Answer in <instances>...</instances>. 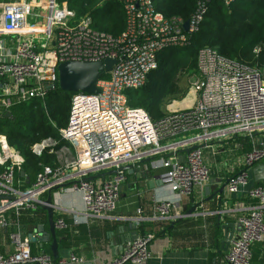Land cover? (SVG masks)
<instances>
[{"label":"built area","instance_id":"2783aa9c","mask_svg":"<svg viewBox=\"0 0 264 264\" xmlns=\"http://www.w3.org/2000/svg\"><path fill=\"white\" fill-rule=\"evenodd\" d=\"M119 1L126 25L119 35L111 36L93 28L87 16L74 21V12L65 0H0V103L6 112L13 104L43 99L58 84L60 63L106 57L116 61L98 79V92L72 93L68 122L59 128L68 146H58L52 138L32 145L36 155L48 149L59 162L44 165L29 186L22 187V181L15 177L24 158L0 135V166L4 165L0 172V227L13 224L6 213L13 212L18 220L24 211L39 208L43 193L60 185L81 194L84 213L94 218L108 217L126 180L125 171L118 169L115 174L92 180L84 178L117 168L121 165L118 161L166 149L186 152L183 158L174 153L160 159L162 180L175 197H193V189L201 188L211 176L205 151L212 155L220 151L225 153L221 160L227 176L223 181V206L216 213L232 215L237 231L214 264H249L252 244L264 241V185H249L243 192L244 201L233 206L230 203L231 196L248 184L250 168L264 165V76L257 67H245L214 48L201 49L191 83L195 93L192 106L171 109L164 117L152 120L143 108L128 104L126 92L144 85L157 65L158 52L189 45L206 5L198 4L186 20L185 30L186 21L164 17L152 0ZM30 16L44 20L29 23ZM153 202L158 218L179 215L173 211V201L155 198ZM201 204L202 198L198 202ZM54 225L59 231L70 226L62 216ZM9 234L13 250L0 253V264L85 262V257L75 252L55 260L45 251L34 254L29 237L17 231ZM153 238L152 233H146L125 242L110 264L144 262L150 256L147 245Z\"/></svg>","mask_w":264,"mask_h":264},{"label":"trees","instance_id":"16d2710c","mask_svg":"<svg viewBox=\"0 0 264 264\" xmlns=\"http://www.w3.org/2000/svg\"><path fill=\"white\" fill-rule=\"evenodd\" d=\"M65 1L67 7L74 12V21L87 16L93 28L111 36H117L125 29L124 10L119 0ZM152 2L156 10L166 18L175 16L186 21L196 11L200 2L205 3L206 12L198 30L189 37V45L170 47L158 52L157 65L147 75L144 85L126 92L131 107L143 108L152 120L164 117L168 113L169 99L182 97L187 91L185 84L181 82L182 78L197 72L198 52L208 47L214 48L225 58L235 59L245 67H257L264 76V0H228V3L223 0ZM256 49L258 51H255ZM72 93L61 90L57 84L48 90L43 99L11 105L8 108L9 116L4 115L7 109L0 103V135L3 134L8 144L24 158L20 171L15 173V177L22 181V187L32 184L44 165L58 164L59 160L53 153H49L48 149H44L38 156L33 153L32 145L45 138L58 141V146L68 144L61 138L59 128L68 122ZM248 146L249 143H246V147ZM3 168L4 165L0 166V172ZM21 171L24 172L22 176ZM258 184L262 185L260 182ZM45 193L42 197H46ZM28 213H24L21 219L26 216L25 221L29 224H34L36 219L42 216L47 217L43 208ZM8 214V218L14 222L16 217L13 212ZM207 219L213 221L218 230L220 229L215 215ZM148 225H152V222H142L138 230L144 233L143 228ZM74 229L76 226L61 231L60 242L65 246L70 247L71 244L89 237L88 232ZM30 245L31 251L36 253L34 244ZM251 247L253 258L257 257L264 251V241L255 242ZM40 249L51 254L48 243H42ZM215 254L216 252L209 253V257L212 258Z\"/></svg>","mask_w":264,"mask_h":264},{"label":"crops","instance_id":"0c3cea01","mask_svg":"<svg viewBox=\"0 0 264 264\" xmlns=\"http://www.w3.org/2000/svg\"><path fill=\"white\" fill-rule=\"evenodd\" d=\"M171 109H167V112ZM66 145L68 146V144ZM185 152L182 149H166L154 155L148 156L143 154L135 160L130 161L129 163L132 165L133 171L127 173L124 170L127 173H125L126 180L122 185L116 207L108 217L94 218L87 215L83 212L81 194L70 191L65 185L57 186L58 189L54 190V195H56L53 208L54 221L56 218L62 216L68 221L70 228L76 226L74 230L89 233V237L86 240L73 243L68 247L62 241L60 242V238L62 236L61 231L69 227L58 231L59 239L56 237L58 249L69 248L70 252L82 254L85 257L84 263L110 264L121 252L122 245L130 238V231L124 229L123 226L133 218L135 231L139 235L146 233L154 235V238L147 245L150 256L144 262L138 264H214L228 249V245L225 246L223 244L225 234L219 225L233 222L234 220L232 215L227 216L223 213L221 215L216 213L223 206L225 197L224 189L220 195L217 193V190L227 176V172L225 176H221L217 166L221 167L222 160L218 163H211L209 161V152L205 151V158L211 168V176L209 181L204 185L209 186L210 197L203 191V185L201 188L195 187L193 189V197L184 196L177 198L170 191L168 184L161 178L164 168L160 165V159L172 156L174 153L179 158H183ZM252 168L249 170L248 184L241 186L239 188L240 191L231 196L230 206L245 200L243 192L249 185L261 183L260 180H255ZM211 179L213 181L210 183ZM46 197L43 198L45 199ZM155 198L173 201L175 206L173 211L179 215L174 217V219L158 218L156 211L153 210V200ZM201 198L202 204L200 206L198 202ZM219 198L221 199L220 203L218 202ZM190 209H192V214H188ZM28 212L32 211H24L21 216ZM6 215L8 216L9 214L6 213ZM212 215L216 217L219 230L213 221L207 219L212 217ZM21 216L12 225L0 227V253L5 254L13 250V245L9 238V233L12 231H17L22 236L27 237H29V234L40 237L44 232H48V214L47 217L42 216L36 219L34 224L27 223L25 221L26 216L23 219H21ZM75 219L78 221L77 223H73ZM142 222H152V225L143 228L144 233L138 230V226ZM38 225H41V227L37 228ZM236 227L237 225L228 229V236L232 232L233 234L236 233ZM54 230L55 236H57V229L55 228ZM41 232L43 233L40 234ZM50 241L51 238L49 242L43 243L49 244ZM31 243L34 244L36 252L34 254L39 253L41 251V243L39 241H31L30 239ZM213 252H216V254L210 258L209 253ZM249 264H264V251L257 257L253 258L252 256Z\"/></svg>","mask_w":264,"mask_h":264},{"label":"water","instance_id":"95a60500","mask_svg":"<svg viewBox=\"0 0 264 264\" xmlns=\"http://www.w3.org/2000/svg\"><path fill=\"white\" fill-rule=\"evenodd\" d=\"M184 29H188V21L184 23ZM115 59L106 57L102 60H95V61H66L63 63H60L58 65V86L63 91H69V92H76V91H82L89 94H95L99 91V88L97 87L96 83L98 79L109 72L112 67L115 64ZM5 116H9L10 112H6L4 114ZM136 156L132 158L131 160H122L118 161V163H121V165L117 168H111L107 171H101L97 173V175H89L85 177L84 179L92 180L98 176L100 177H106L107 175L115 174L118 169L125 170L127 173H131L133 171L132 165L129 163L130 161L135 160ZM114 165V164H113ZM112 165V166H113ZM91 169H87V171H90ZM253 173L255 174V180L261 181V183L264 185V165L259 164L252 168ZM24 174L23 171L20 172V175L22 176ZM213 181V179L210 180ZM225 183H222L220 187L217 190V193L222 194L224 189ZM58 187L50 188L46 191L47 197L45 199H42V202H38L39 208H43L46 211V214H48V232H41L42 236L36 237L33 234H29V237L31 241H39L41 244L43 242H49L50 238L51 241L49 243V250L52 253L53 259H57L59 257H67L70 253L69 248H64L62 250L58 249L56 236L54 233L55 225H54V214H53V208L55 205V198L56 195H54V190H57ZM203 191L205 194L209 196V186L204 185ZM209 199V198H207ZM219 198V203H220ZM188 214H192V209L188 212ZM179 218V217H178ZM131 219V218H130ZM172 226V224H171ZM170 226V227H171ZM220 228L224 230L225 234V240L223 241V244L225 246L228 245L229 240L233 236V232L231 235L228 236V229L233 228L235 226L234 222L229 223H222L219 225ZM38 227H41V225H38ZM124 229L130 231V240H136L139 233L135 231V225L133 224V218L132 220L128 221L124 226ZM81 264H89V263H81Z\"/></svg>","mask_w":264,"mask_h":264},{"label":"rangeland","instance_id":"374dc122","mask_svg":"<svg viewBox=\"0 0 264 264\" xmlns=\"http://www.w3.org/2000/svg\"><path fill=\"white\" fill-rule=\"evenodd\" d=\"M43 12H44V10H43ZM43 20H44V17L35 18V17L30 16L29 23H37V22L40 23ZM193 77H194V74L193 75L189 74V76L186 75L182 78L181 82H182V84H185L187 91L184 93V95L182 97H172L171 99H169V101L167 103V105H168L167 109L168 110L171 108L175 109V110H184V109H188V108H190V106H192V104L194 102V98H195L194 97L195 93H194L193 87L191 85L192 81L194 80ZM222 155H225V153L224 152L222 153L220 151H219V154H216V155H212L211 153H209V158H210L209 161L211 163L212 162L218 163L221 160ZM220 166L222 168L217 166L218 172L221 176H225L226 172L223 169V165L220 164Z\"/></svg>","mask_w":264,"mask_h":264}]
</instances>
